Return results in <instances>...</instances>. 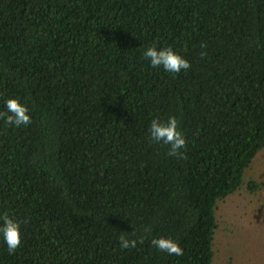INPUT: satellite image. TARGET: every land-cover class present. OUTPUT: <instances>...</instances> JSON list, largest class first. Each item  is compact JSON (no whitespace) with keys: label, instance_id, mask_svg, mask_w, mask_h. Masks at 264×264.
<instances>
[{"label":"trees","instance_id":"trees-1","mask_svg":"<svg viewBox=\"0 0 264 264\" xmlns=\"http://www.w3.org/2000/svg\"><path fill=\"white\" fill-rule=\"evenodd\" d=\"M149 47L191 67L153 68ZM9 98L31 123L0 118V215L21 236L0 264H212L217 202L264 148V0H0ZM169 116L186 158L149 138Z\"/></svg>","mask_w":264,"mask_h":264},{"label":"rangeland","instance_id":"rangeland-1","mask_svg":"<svg viewBox=\"0 0 264 264\" xmlns=\"http://www.w3.org/2000/svg\"><path fill=\"white\" fill-rule=\"evenodd\" d=\"M215 221L212 264L264 263V148L245 170L241 187L217 202Z\"/></svg>","mask_w":264,"mask_h":264},{"label":"clouds","instance_id":"clouds-1","mask_svg":"<svg viewBox=\"0 0 264 264\" xmlns=\"http://www.w3.org/2000/svg\"><path fill=\"white\" fill-rule=\"evenodd\" d=\"M201 47H204L202 44ZM144 58L150 62L153 68L163 67L166 72L180 73L181 70L187 71L191 65L182 56L174 52L170 47L157 49L149 47L144 52ZM5 112H0V118L10 126L19 127L31 123L26 106L22 105L17 99L9 98L5 101ZM149 138L154 143H162L168 146V156L186 158L184 150L186 149V140L181 131L178 130V121L174 116H169L167 121H161L158 118L152 119L148 128ZM147 231V229H146ZM0 237L7 245L9 254L14 253L20 246V225L8 214L0 215ZM120 246L123 249L136 246V240L126 239L124 236L119 238ZM143 243V240L139 241ZM152 246L168 255L180 257L183 255V249L171 238H153Z\"/></svg>","mask_w":264,"mask_h":264}]
</instances>
